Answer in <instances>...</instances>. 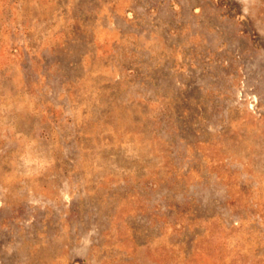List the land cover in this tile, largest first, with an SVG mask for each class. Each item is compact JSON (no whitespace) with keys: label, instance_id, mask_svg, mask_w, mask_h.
Masks as SVG:
<instances>
[{"label":"rangeland","instance_id":"rangeland-1","mask_svg":"<svg viewBox=\"0 0 264 264\" xmlns=\"http://www.w3.org/2000/svg\"><path fill=\"white\" fill-rule=\"evenodd\" d=\"M0 264H264V0H0Z\"/></svg>","mask_w":264,"mask_h":264}]
</instances>
